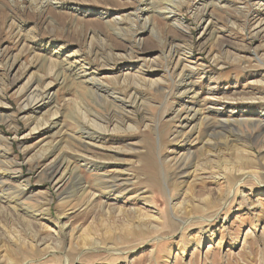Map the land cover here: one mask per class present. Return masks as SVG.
<instances>
[{"label": "rangeland", "instance_id": "obj_1", "mask_svg": "<svg viewBox=\"0 0 264 264\" xmlns=\"http://www.w3.org/2000/svg\"><path fill=\"white\" fill-rule=\"evenodd\" d=\"M148 1L0 0V264H264V0Z\"/></svg>", "mask_w": 264, "mask_h": 264}, {"label": "bare ground", "instance_id": "obj_2", "mask_svg": "<svg viewBox=\"0 0 264 264\" xmlns=\"http://www.w3.org/2000/svg\"><path fill=\"white\" fill-rule=\"evenodd\" d=\"M146 4H148V5H150L149 6V8L147 9L148 11H150V12H159L158 10H156L155 9V7L153 6V3H152V1L150 0V1H148V3H146ZM213 4V3H212ZM97 14H99V13H97ZM159 14V13H158ZM117 23V22H116ZM119 23V22H118ZM175 48V47H174ZM58 76V74L56 75V77ZM190 76V75H189ZM182 77H188V75L186 74V73H183V76ZM184 79H182V81H183ZM186 80V79H185ZM187 83V82H186ZM183 83V84H180L181 86H182V88H184L183 89V94H185V93H188L190 90H191V83ZM177 86V85H176ZM94 87H97V86H95V84H93V85H91V87L90 88H92L93 90H94ZM36 89V88H35ZM37 90V89H36ZM191 93V92H190ZM50 93H46V92H40L39 94H35L34 96H35V98L34 99H32L30 102L28 101V103L27 104H25V107H23L22 106V108L21 109H30V108H32V107H36L37 109H39L40 107H41V105H48V104H51L52 103V97H53V95H49ZM30 98H31V96H30ZM30 100V99H29ZM31 102H33V103H31ZM137 106V105H136ZM198 110H192V114L191 113H189V114H187V116H185L184 117V119L183 120H185L186 122L187 121H192V120H194L195 118H197V115H198ZM222 113V112H221ZM259 116V115H258ZM257 116V117H258ZM257 117H255L254 116V114H251V113H248V118H247V121H248V123L250 122V123H255L257 126H259L261 129L260 130H262V131H264V120L263 119H259V118H257ZM238 122H239V120H238ZM202 123H204V127L206 128V130H207V137H215V136H225L226 137V134H228V135H230V136H232L234 139H232V141H236V139H237V135H238V133H237V131H236V124L235 123H237V121H234V120H231V119H213V118H210V117H208V116H206V117H204L203 119H202ZM248 123H247V125H248ZM249 123V124H250ZM252 125H254V124H252ZM251 128V127H250ZM81 131V130H80ZM97 131V130H96ZM246 131V130H245ZM240 132V131H239ZM258 132V131H257ZM205 133V134H206ZM245 133V132H244ZM243 133V134H244ZM255 133V132H254ZM94 134V133H93ZM93 134H90V133H86V132H82V136L84 137V138H95V136L93 135ZM256 134V133H255ZM247 135H248V133H247ZM255 136V135H254ZM225 137H223V138H225ZM246 138V137H245ZM251 138H253V137H251ZM230 140V139H229ZM251 140H253V139H251ZM199 141V140H198ZM219 142V141H218ZM214 141L211 143L210 142V140L209 141H206V142H204V144H206V145H208V147H209V144H212V145H214ZM234 143V142H233ZM200 144V143H199ZM61 156V155H60ZM189 157L190 156H188V159L186 158L185 160H181L179 163H177V168H180V173L181 174H183L184 173V166H186L187 164H189L190 162H189ZM184 158V157H183ZM58 162H63V161H61V160H59ZM244 162V159H241V157L239 158V163L240 164H242ZM64 163V162H63ZM58 164H60V163H58ZM53 167H55V166H53ZM53 167H51V169L53 168ZM59 167V166H58ZM219 168H220V170L222 171V168H221V166H219ZM51 171V170H50ZM239 171V170H238ZM7 172V171H6ZM56 172V171H55ZM3 173V172H2ZM61 176L63 175V174H60ZM224 175H226L225 173L224 174H221V173H219L218 174V177H217V179L218 180H222V179H224V180H226V179H228V176H224ZM61 176H59V178H61ZM216 177V176H215ZM223 180V181H224ZM80 181V180H79ZM78 181V179L76 178V179H73L72 180V183L74 182V186H77V187H79V189L80 190H83L84 189V186H83V184H81V182H79ZM115 181L116 180H113V181H110V182H112L113 183V186H116L117 184H115ZM121 181V180H120ZM111 183V184H112ZM112 186V185H111ZM86 187V186H85ZM76 191V190H75ZM65 193V195L63 196V198H66L67 197V195H68V197H70L71 195V193H69L68 191L67 192H64ZM73 194V193H72ZM67 197V198H68ZM66 228V226L65 225H63L62 227H61V229H65ZM64 234H65V232H63ZM35 245L36 246H39V247H41V246H43L41 249H46V245H44L45 244V242L43 241V240H39V241H37V240H35ZM48 249H46V251H47Z\"/></svg>", "mask_w": 264, "mask_h": 264}]
</instances>
